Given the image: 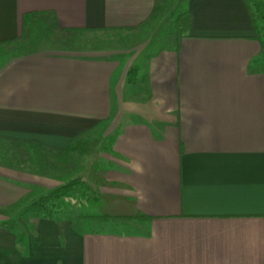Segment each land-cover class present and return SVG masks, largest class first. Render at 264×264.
Listing matches in <instances>:
<instances>
[{
	"label": "crops",
	"instance_id": "obj_1",
	"mask_svg": "<svg viewBox=\"0 0 264 264\" xmlns=\"http://www.w3.org/2000/svg\"><path fill=\"white\" fill-rule=\"evenodd\" d=\"M182 1L0 0V264H264V40L244 0H185V36L147 40L142 59L133 48L4 56L28 13L137 35ZM101 127L117 132L101 178L128 214L112 222L121 227L85 229L21 204L68 181L53 154L67 165L69 145ZM12 207L30 208L3 212Z\"/></svg>",
	"mask_w": 264,
	"mask_h": 264
},
{
	"label": "trees",
	"instance_id": "obj_2",
	"mask_svg": "<svg viewBox=\"0 0 264 264\" xmlns=\"http://www.w3.org/2000/svg\"><path fill=\"white\" fill-rule=\"evenodd\" d=\"M246 9L248 11L255 38L264 40V2L263 0H244ZM45 13H28L22 17V32L17 39L20 44L23 42L25 35H31L33 30L37 27L38 21ZM173 24L176 28V37L185 36L190 24L191 16L183 7H176L173 12ZM49 27H45L44 38L51 42L52 50H64V51H86L84 45L76 43V38L84 34L83 31L78 29H65L60 28L54 22H50ZM77 44V45H76ZM29 52V51H28ZM139 71V66L135 64L127 72V80L136 82V75ZM114 134L107 137V142L103 149H110L111 144L115 138ZM98 146L96 141H83L81 139L73 141L66 149L68 153H77L81 155L89 156L94 149ZM111 154V151L108 150ZM103 165L96 161L92 162L91 171L89 173H83L78 176H74L68 181L56 186L52 189H37L31 191L26 198L21 201V204L30 203V207L33 209L34 215L39 218H51L54 215H59L67 212L72 207L73 200H79V202L87 201L86 205L82 207V212L79 217L85 222L93 221L95 223L117 222L119 219L128 218V214L118 213L115 209L113 211H104V208L100 205V197L95 196L94 190L90 185L91 176H93L94 170L106 171L110 164V161H104ZM90 170V169H89ZM93 170V171H92ZM105 185L103 178L99 179V186ZM99 200V201H98ZM30 207H12L5 209V214H14L18 210L28 209ZM92 209L90 211L89 209ZM144 216V215H141ZM146 217V216H145ZM24 236L21 233L16 234L15 242L19 246H24Z\"/></svg>",
	"mask_w": 264,
	"mask_h": 264
},
{
	"label": "rangeland",
	"instance_id": "obj_3",
	"mask_svg": "<svg viewBox=\"0 0 264 264\" xmlns=\"http://www.w3.org/2000/svg\"><path fill=\"white\" fill-rule=\"evenodd\" d=\"M185 0L181 2V6L184 7ZM37 28L33 30L31 35H25L23 37V43L17 44L14 43L12 46H9L5 49L4 56L7 58L10 55H15L22 52H28V51H56L49 48L52 46L51 42H48L44 38L45 34V27L50 26L49 19L46 18H40V21H38ZM176 28L174 27V24L172 22V18H167L164 16V13L162 11H158L156 14L155 19H153L146 27H144L143 32L138 33L137 35H134L133 33L131 35H128V33L123 31H106V32H100V33H84L78 38H76V43L84 45V49L86 51H93V52H99V53H114L117 54H124L125 52H128L131 48H133L134 52H140L138 54L139 59L144 58L145 52L142 53V48H144V44L147 40L153 39L157 42V45H169L173 44L176 40ZM129 39V40H128ZM76 44V45H77ZM79 44V45H80ZM106 127H101L95 130V140L98 143V146L94 149V151L89 155H79L77 153H70L68 157L67 165H61L60 159L57 160L56 154H53V163L50 166L51 170L54 173V175L60 174L61 172H67L70 176V179L78 174V173H89L91 171L92 162L96 161L99 164L103 165L106 161L103 158L108 156V150L103 149L105 146V143L107 142V137H105L104 131ZM110 129V128H109ZM105 137V138H104ZM46 153V152H45ZM56 158V159H55ZM90 169V170H89ZM93 171V170H92ZM102 172L100 170H94L93 176H91L90 185L94 190L95 196L100 197V205L104 208V211H113L115 209L112 207V204L114 205V201L111 202L107 197L104 195L106 191H108V188L104 185L99 186V179L102 177ZM106 194V193H105ZM99 201V200H98ZM87 201L79 202V200H73L72 201V207L70 210H68L66 213L71 215V217H75L78 219H81L79 215L82 212V207L86 205ZM93 208L89 209L92 211ZM23 211V210H21ZM134 218H137L136 215H134ZM83 220V219H82ZM81 220V221H82ZM123 219H119L118 222H122ZM80 225L85 229H98L100 227V224L95 223L93 221H87L81 222ZM119 227L123 225V223L117 224ZM115 223L108 222L107 224H104L102 227H115L117 226ZM20 226V225H19Z\"/></svg>",
	"mask_w": 264,
	"mask_h": 264
}]
</instances>
